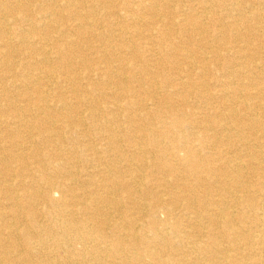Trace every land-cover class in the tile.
Segmentation results:
<instances>
[{
	"label": "rangeland",
	"instance_id": "obj_1",
	"mask_svg": "<svg viewBox=\"0 0 264 264\" xmlns=\"http://www.w3.org/2000/svg\"><path fill=\"white\" fill-rule=\"evenodd\" d=\"M29 1L30 0H26V1L15 0L13 2L12 0H6L4 2L6 7L8 8L5 10L10 14L0 12V17L4 16L1 22H2V26L6 27L3 29H5L7 33L6 35H0V41L1 39L4 40L5 42L8 41L7 43L11 50L12 58L9 61V63L12 64L13 66L10 67L12 69L10 70V72L12 71L17 73V75L15 76L25 73L27 74L30 72L31 74L33 75L35 74L38 77L42 76L39 79L40 80L39 82L41 88L45 92H47V96H48L47 102L48 104H50V107L53 109V107L55 106L54 104L60 105L63 103V101L56 102L58 98L57 96L54 97L55 94L54 90L55 89L64 90L66 84L69 85L71 84L72 86H76L75 83L76 80L84 77L83 73H85L84 72L85 70L79 68L81 65H77L73 73H71V75H68L69 77L68 79L70 80V82H65L64 80L65 74L64 72H62V70L57 71L54 69L53 70L54 75L52 77H48L46 75L45 77H43L44 73L39 66H36V69L33 72L26 67L27 60L24 57L31 56L33 57L31 60L33 59L37 60L38 56L34 55V53H31L30 50H24L23 44H21L22 42H25L26 40L29 41L30 39L42 40V37H44L45 39L47 37V39H51L49 42L52 45L53 42L60 43L61 38H63V36L58 37L56 33L51 31L46 33V30L42 29L39 22L35 20V16L38 15V13L40 12L36 4L38 5L39 1L41 0H37L38 3L37 2L32 3V1L31 2ZM63 1L74 2L75 0H63ZM100 1L103 0H80V2H82L86 7L88 8L92 7V9L95 12L94 15L95 21L101 19L102 9L96 6V3ZM164 1L166 3L167 8L166 9L160 8V13L162 14L165 11H167L170 12V14H168V16L163 15V17L161 18L162 22L156 21L151 26L147 24L148 23L147 14H149V11L145 10L142 7L143 4L148 2V0H128L129 5H125L122 2V0L103 1L104 2L103 8L105 10L109 9L110 11L115 12L118 15V17H116L118 18L116 22L117 27H115L116 32L111 34H107V32H103V36L105 38L101 37L100 39L96 37H92V38L90 37L89 40L87 39L88 43L92 45L103 43L105 44L106 47H108V48L106 47L103 48L100 52H98V55H102L106 63L111 62L108 65H112L114 70L117 67V63L114 62V58H119L120 60H122L120 63L126 65H130L131 59L137 60L139 61V64H141V67H143V69L141 70L137 68L135 70L131 69V73L129 74L123 73L125 76L120 74L122 77L124 76L126 78L125 80H122L120 84H116V82L119 81L118 78L112 79V81L107 84L104 83L103 76L101 75L104 66L95 65L99 63V61L101 60L96 58L95 55L92 54L90 50L89 51L86 50L87 43L84 42V39H82V37L77 36L76 33L74 34L73 31L74 29L73 26H71L72 25L71 22L66 23L68 28L66 29L68 30L69 34H72V36H70L69 39L72 42L75 41L74 43H76L75 50H79L82 57L89 58L91 62L90 66L92 67L96 66L95 68H101L100 70H98L100 71L99 77L97 76V73L94 74L90 73V76L92 77L90 79L91 81L90 80L88 82L86 80L82 81L83 82L82 85L86 83L85 88H87L89 92H90L91 84L92 87L95 89L96 93L94 94L91 93L88 95L89 100H92L93 103L95 102V104L98 105L99 107H105L106 104L103 103L106 102L107 99L110 100L111 95L113 93L114 94L117 93L119 95L123 92L124 89H127V90L137 91L141 95L144 107L148 111H146L147 117L139 119L137 116L134 115L137 114V112L131 106L132 104L131 101H133L132 100L133 98H129V96L128 95L126 96V94L123 95V98L119 100V103L123 106L126 104V107H128L127 106L128 103L130 104V107H128V109L126 108L127 109L126 112L130 115L132 121L128 123L125 121H121V122L119 121L120 122L119 125L123 127L119 129L118 132H115L113 135H111V138L114 140V144L112 145L111 148L112 152L111 151L105 152L102 149L103 145L100 146L97 140L95 141L94 139H89V142L92 143L90 145L92 146L94 145L95 147L91 151L98 152L93 157V154L89 153L90 151L89 152L84 151L85 148L84 146H81V144L80 145L74 144V142H76V139L75 137H72L70 138L69 141H67V143H64L63 145L66 150H70L72 151L71 153H75V154L71 156L70 155L71 153L69 154L60 153L62 155L59 156L61 158L60 163L64 165L63 167L65 169L69 168L70 164H72L71 170L80 173V175L79 176L76 175L77 177L75 176L73 180H67L69 183H73L75 187L79 189L77 192L83 193L84 191V192H88L89 194V192H91L92 190L95 191L100 188L103 190V193L107 198V199L105 198L106 202L108 201L114 202L113 204L116 205L118 211L116 215L120 216V219L116 221L112 220L111 223L113 225L115 224V222H121V220L123 218L125 219L126 216H130L131 219L136 223V224L133 223V226L140 225L141 221H139L138 218H142V216L144 217V215L145 216L151 215L153 214V212L157 219H161V220H164V218L166 219L167 217L164 213L157 211L156 209L150 208V206H152L155 202V197H156L155 193L157 192L158 194H160V197H163L162 198L163 200H169V198L171 199V197L182 198L186 196H190L191 198H194V202H192L193 203L192 205L193 208L195 207L196 209L195 210L193 209L194 212L193 210H190L193 212L191 213V217L196 219L198 215H200L199 224H201L200 228L198 226L199 230L196 229L197 231L195 234L199 235L200 240H202V242L205 244L207 242L209 243L210 241L200 236L203 233H206L208 231V228H206L205 227L206 225L203 224L204 214L201 213V208L199 209L198 203L202 201L207 202L212 198L214 200H217L218 197L216 195H219L221 197L224 196L222 194L221 195L215 194L216 193L215 191L218 188L217 181L222 180L223 177L222 170L226 171L227 175L225 176H229L232 179L235 176L234 174H230V172H227V170L223 169L225 165L222 162L227 160L228 156L232 158L234 157V159H236L235 155L237 154L243 156L246 154L253 153L255 155H258L261 153L260 155L257 156V160H253V159L249 160L251 162V163L249 162L250 165L254 166L253 168L256 169L257 166H255V164L258 161L261 162V160H264V132L259 131V126H258L259 124H255L253 129H249V127H246V125H241L245 123V121H247L248 118L254 119V121H256L257 123L264 121V93L257 95V97H253L256 90L264 87V84H258L257 82L253 81L254 78L252 77L246 78L244 76V69L246 68L253 69V66H256V68L254 67V71H253L255 72L254 75L255 77L257 76L256 73L257 74L264 73V69H261V66L264 65V0H206L207 3L206 5H204L206 7L205 10L202 9L203 5L200 2L202 0H178V1L164 0ZM177 7L183 8V13L181 15L178 13L176 14L175 11ZM23 11H26L27 16H29L28 22L24 20L22 21L21 13ZM1 13H3V15H1ZM255 13H259L261 17L256 18ZM239 14L241 15V17ZM194 15H196L199 19L195 20L193 18ZM12 20H14V22ZM52 20L54 21V19ZM92 20L94 21V19L93 18L91 19V17L84 18V21L88 26L87 29L89 30V32L95 34L97 27L93 26L92 23H94L95 21L93 22ZM44 21H47V19H45ZM165 21L168 22L169 24L166 23ZM130 22L133 25L129 26ZM194 22H200L201 26L195 25ZM227 24H234V29L236 30L235 34H237L241 39L240 38L234 39L233 33L231 31L230 32L228 31ZM27 25H32L33 27H35V32H34L35 34L29 35L32 38L30 37L28 38V36H26L27 32H24L25 34L21 32V29H26ZM56 25L60 28H63L61 24L59 25V23L54 21L52 23V26L58 28ZM14 28L16 30L20 29V33L18 35H16L15 33L16 30L15 32L11 31ZM102 30L103 29L101 28L99 31ZM132 30H135V32L136 30L142 32V36H144V38H142L141 35H135ZM63 35L64 37L66 36L65 34ZM120 36H123L122 37L123 40L120 39ZM200 36H202L203 38ZM122 42L126 43L129 49H127L126 47L125 48L122 47L123 44ZM140 42H142L143 44H147L148 46L147 52L146 51L143 52L142 49L138 48ZM161 45H163L164 47H162ZM127 50H129V52L131 51L132 52L129 54L127 53ZM193 51L195 52L193 53ZM254 51H256V54L253 55ZM239 56H245L247 59L245 61H242L243 65L241 66H238V64L235 63L236 61L234 60L235 57H239ZM261 57H263V59ZM53 58H54V54H51L49 56V59L52 60ZM0 60H1L0 86L6 85L5 90L0 89V112H1L0 122L7 121L8 119L7 115H9V113L7 112L12 110L13 107L14 110L17 112V114H21L26 117L27 115H25L22 108V105L24 104V99L19 95V93L22 91L21 93L27 92L29 94H32L33 89H31L30 87L28 88L27 87L23 88L22 86L19 87L20 83L15 81L14 82L12 81L13 84L11 85L13 86L11 87L9 83L6 84L5 82H3L6 80H3L2 78H5V76L8 75V73L6 70L7 66L4 68L1 65V62L6 59L0 57ZM232 60H234L235 62H232ZM89 67H87V69ZM74 78L75 81L73 80ZM149 92L153 94L148 95ZM198 94H200L201 96L208 95L209 97H207V100L205 102L200 101ZM212 94L216 95V97H214ZM236 94H238L241 98L238 100L233 98V96H235ZM63 99L64 101L66 100L68 103L72 101L70 96L69 97L63 96ZM161 100H163V103L160 105L159 103H161ZM154 103L155 105H153ZM243 104H247L248 107L247 108L242 107ZM223 106H227V107L231 106L232 109H238V113L236 117L234 118L228 117L226 115L227 112H225L226 107L224 108ZM86 108L87 107L83 105L84 110L81 112L82 114L84 113L82 115L83 117L85 116L87 117L89 114V111ZM68 110L69 109L62 111L61 114L65 113L66 115L73 117V113L72 114L69 113ZM213 113L221 114L219 122L225 125L226 127L228 126L227 128L229 131L227 133V136L229 135L231 139L229 140V142L224 141L226 145L222 147L219 146V144L215 145V147L213 146V142H216L221 139H226V137H223L222 133L220 134L216 130L214 125L216 119L211 118L212 117L211 115ZM54 114L56 116L57 114H59V112L57 110H54ZM164 114L166 115L164 116ZM245 116L248 118H246ZM103 118L105 117L104 116L100 117L98 123L97 122L91 123L88 120V122H86V124L83 125L82 129H84L86 132H90L94 127L103 126V129L106 130L107 127H110L111 122L108 119L106 118L103 119ZM104 120H106L107 122L105 123ZM177 120L178 121L182 120V122H180L181 126L179 128L180 134L179 133L173 134L171 133V131L175 129L177 125L176 124L173 125L172 122L173 121L175 122ZM201 121H203V123ZM26 122L29 123L28 121ZM30 124H33V122H30ZM234 124H237V126H235ZM233 125L234 127L238 128V131L235 132L234 134L230 132V129ZM208 127L213 128L214 132H210V131L204 132V129ZM1 128L2 126L0 127V129ZM100 131H101L99 134L100 136L108 134V133L106 134V132H103L102 130ZM151 131L156 133V135L154 134L155 135L154 139L160 144L155 142L153 139H151L153 138L151 137L153 136L150 133ZM166 131L169 132L170 134L166 135L164 139H161V137L157 135L160 132L163 133ZM31 132H32L31 136L33 139L31 140L28 139V143L26 142L25 135L24 136L22 135L21 138L13 135L11 139H4V141L1 143L3 145H0V148L2 147V149H4L7 146L8 148V149L6 148L7 150L11 149L8 147L10 141H14L19 144L21 143L22 145H24V147L25 145L30 146L28 150H24L23 155L25 158H23V160L13 161L10 165L13 167H18L19 164L32 166L33 163H35V158L32 156L31 151H33L34 149L35 152L42 154L41 159L45 167L49 168L51 166L52 170L58 172V169L55 166L56 163L55 159L57 158H55L53 155V153H55V151L53 150L55 148L54 144L57 143V141L53 143H45L43 140L37 137L36 130H31ZM205 133L209 137H211L214 134V137L209 139L204 138ZM240 133L243 134V137L241 136V138L244 139L243 141L249 147L248 152L240 151L239 153H237L238 152V147L236 146L238 140L237 137L240 136ZM128 137L137 138L139 145L143 143L139 147L142 153L137 152L136 146L133 145L131 141H129L130 139H128ZM258 140L261 141L260 145H258ZM158 145L167 149L168 151H166V153L168 155L169 152L173 155L172 161L169 162L170 167L167 165H160L161 162L163 163V161L159 162V159H157L156 157V153H157L156 146ZM186 145L188 146V149L191 150V152H193L194 154L197 153L198 155L201 156V157L199 156L200 159L203 160V162L200 163L201 167H197V169H194L195 172L200 173V174L198 173L200 175L198 177L202 179L198 184L199 187H196L197 183H195L194 180V178L197 176L195 174L191 176V174H189L187 169L185 168V164L183 163L184 156L186 155V153L183 150H186ZM171 150H173L174 152ZM8 152L5 153L8 154ZM223 152L225 153V155H223ZM47 153L53 156L51 159V163H47V161L45 160V155ZM116 153L121 155L119 160L113 158V156ZM246 160L248 159L242 158L241 162L247 163ZM9 163L10 162H8L6 166H8ZM246 163L244 164L247 166ZM232 164L233 163H230L229 165L231 166ZM244 164H241V166L244 167L245 166ZM122 165L125 166L126 168L129 167L128 169L131 170L132 176H136L137 178L136 183L138 182V184L136 183L134 184V189L137 188L135 189L137 192H135V194L133 195L129 194L130 191L127 192L126 190L121 189V183H122L121 177H123ZM3 167L4 169L8 168L5 167L4 163L2 164L0 163V179H3L6 174V170H4ZM259 171L256 172V174L259 173ZM85 172L90 174V179H92L93 186L91 185L87 186L88 184L85 185V187L84 185L82 186V183L86 180L85 177H82V175ZM35 178L36 179L38 178V173H35ZM243 180L244 179H242V181ZM244 181H246V183H250L248 186L254 185V187L257 189L256 193H253L254 189H252L247 194L251 196V198L253 197L252 199L255 200L254 202L255 205L256 204L258 205V202L262 201V199L264 200L263 192L261 190L262 187L261 188L256 187L259 186V184L257 185L259 180H257L256 177L254 176L252 178L245 179ZM38 182H39V186H41V181L38 180ZM37 185L38 184H34V186ZM77 185L79 186L81 185V186L77 187ZM39 186L37 190H39L40 188ZM228 186L230 187V189L238 187V185L234 183H230ZM241 190L242 189H238L239 192L237 193V195L238 196L242 195V197H244V193ZM213 194H215V196ZM59 195L60 194L57 191H53L50 194L51 198H53L54 200L58 199ZM5 198L6 197L0 193V213L1 212L4 213L5 211L8 212V208L6 207L7 205H9L8 204L9 201H6ZM47 198L48 196L43 193L42 196H39L34 199L35 200L34 203H31L34 204L40 224H46L45 213L46 211H49V209L46 210L45 208L46 205L44 203L46 202ZM226 198L224 199V201H226V205L227 207H229L228 210L234 213L236 211V207L235 206L233 207L232 204L229 203V201L227 203ZM130 201L131 204L128 203ZM187 201L191 202V200H187ZM17 202L20 204H18ZM142 202H144V204ZM16 203L19 205L18 211L22 212L23 215L22 217L25 218L23 223L19 222L17 224V227L19 229L18 231H20L23 225L24 226L31 225L30 216L28 214V204H26L24 199L22 200L21 197H18V199H16ZM27 203L30 202L28 201ZM136 203L137 204L140 203L141 206L137 208ZM177 204L178 201L174 205L176 208V212L174 215H177L178 213L181 212L179 207H177ZM179 204H181V202H179ZM141 207L142 209H140ZM88 213H90L91 215H95L96 219L99 218L98 214L100 212L98 211L89 210ZM245 216L247 217L250 216L251 217L250 219L255 218V222L253 223V225L251 224L250 226L252 230L249 231L250 235L251 234L253 235V236L251 235V237L254 242L248 241L249 244L247 243V245H245L244 242L239 241L240 242L239 245L243 249H247L245 255L249 256V258H263L264 248L262 250V255H260L258 251L261 248L257 243L259 231L255 229V226H261V224L264 223V220L261 219L262 210L258 206V208L255 209L253 208V210H251L250 213L248 212V214H246ZM170 218H172V216ZM5 221L6 220H0V259H2L0 260V264H44L43 261H45V259L49 260V262L52 261V264H58V263L66 264L70 260V258L86 259L89 257L95 258L97 256V254L92 252L90 249H87L84 252L80 253L81 246L79 244H74V243L71 248L67 249L64 246L60 248L59 247L54 248L49 242L35 243L34 239L29 240L27 239L28 237L22 238V236L21 237L19 236L18 239H16L17 241L11 240V238H9L10 236L8 233L9 229H5L3 227L8 223L7 222L5 224ZM38 234H39L38 237L43 236V233L39 232ZM19 235H21V232H19ZM28 242L34 245L33 247L35 251L39 250L40 252L34 253V251L32 252H30V250L28 251L27 249ZM185 242L187 241L186 240L183 241L185 248L191 254L188 255V258H203L204 255L207 258L211 257V255L206 251L194 252L193 251L194 247L192 245L186 246ZM183 243L181 248L184 247ZM35 244L39 246L37 245L35 246ZM215 246H217L216 247L217 250H219V248L227 252L229 250L228 246L225 243H222L220 246L216 244ZM38 247L40 249H38ZM49 248H51V250ZM137 249L138 247L135 244L133 245V248H131V250L133 251H136ZM238 251L236 252L229 251L228 254L231 256L234 255V257L236 256L239 258L238 255H235V253L240 252ZM77 252H79L80 254H77ZM24 260L25 262H23Z\"/></svg>",
	"mask_w": 264,
	"mask_h": 264
},
{
	"label": "bare ground",
	"instance_id": "obj_2",
	"mask_svg": "<svg viewBox=\"0 0 264 264\" xmlns=\"http://www.w3.org/2000/svg\"><path fill=\"white\" fill-rule=\"evenodd\" d=\"M5 1L6 0H0V12L9 13L5 10V9H8L4 3ZM12 1L14 2L15 0H12ZM24 1H26V0H24ZM31 1H32V3L37 2V0H30L29 2H31ZM103 1L96 3V6L99 7L100 9H102L101 10L102 11L101 12V19L96 20V21L94 18L95 12L92 9V7H89V8L86 7L82 2H80V0H75L74 2H68V1H63V0H57V1H55V0H43L42 1L41 0V1H39L38 5L36 4V6L38 7V10H40V12L38 13V15L35 16V20L37 22H39V24L41 25V28L46 30V33L51 31V32L56 33L58 37L63 36V38H61L60 43H54L53 42L52 45L49 42L51 39H47V37H46V39L44 37H42V40L41 39H37V40L36 39H30L29 41L26 40L25 41L26 43L22 42L21 44H23L24 50H30L31 53H34V55L38 56L37 60H34V59L31 60L33 58L31 56L30 57H24L27 60L26 61L24 59L26 61V67L28 69H30V71L33 72V71H35L36 66H39L44 73L43 77H45V75L48 77H52L54 75L53 74L54 69L57 71L62 70V72H64V74H65L64 75L65 82H70V80L68 79L69 78L68 75H71V73H73V71L76 69L77 65H81L79 68H82V70H85L84 71L85 73H83L84 77L76 80V82H75L76 86H72L71 84L70 85L66 84L64 90H62V89L61 90L60 89L54 90V93H55L54 97L57 96V98H58L56 102L63 101V103L60 105L54 104L55 106L53 107V109L50 107V104H48V102H47V99H48L47 92H45L41 88L39 79L42 76L38 77L35 74L34 75L31 74V72L27 73V74L25 73V74H20L18 76H15V75H17V73L12 72V71L10 72V70H12L10 67L13 66L12 64L9 63V61L12 58L11 50L8 46V43H7L8 41L5 42L2 39L0 41V57L6 59V60L1 62V65L4 68L7 66L6 70L8 73V75H6L5 78H2L3 80H6L3 82H5L6 84L9 83L10 87H11V86H13V85H11V84H13L12 81L13 82L15 81V82L20 83L19 87H21V86L23 88L30 87L31 89H33L32 94H29L27 92L21 93L22 91L19 93V95L21 97H23V99H24V104L22 105V108H23V112L25 113V115H27L26 116L27 119L25 116H23L21 114H17V112L14 110V107H13L12 110L7 112V113H9V115H7L8 116L7 121L0 122V127L2 126V128L0 129V145H3L1 143L4 141V139H11L13 135L20 137V138L22 135L23 136L25 135L26 136L25 137L26 142L28 143V139L29 140L33 139L31 136V133H32L31 130H36L37 131V134H36L37 137L40 138L41 140H43L45 143H53V142L57 141V143L54 144L55 148L53 150L55 151V153H53V155L55 158H57V159H55L56 160L55 166L58 169V172L52 170L51 166L49 168L45 167L44 164L42 163V159H41L42 154L35 152L34 149H33V151H31L32 156L35 158V163H33V165L31 162L32 166L20 165V164L18 167L11 166L10 164L13 161H17V160L20 161V160H23V158H25L23 155L24 150H28L30 147L29 145L28 146L25 145V147H24V145H22L21 143L19 144V143H16L14 141H10L8 147L11 149L7 150L8 149L7 146H6L7 149L6 148L2 149V147L0 148V163L1 164L4 163L5 167H8L5 169L3 167V169L6 170V174H5V177L3 179H0V193L6 197L5 198L6 201H9V203H8L9 205H7V207H6V208H8V212H6V211H5L6 213L1 212L0 213V220H6L5 224L8 222L6 225L3 226L5 229H9L8 233H9L10 237L9 236L8 237L11 238V240H16V239H18L19 236L20 237L22 236V238L28 237L27 239H29V240L34 239L35 243H37V242H49L52 245V247H54V248H57V247L60 248V247L64 246L68 249V248H71L73 243H74V244H79L81 246L80 253L84 252L87 249H90L92 252L97 254V256L95 258H91V257L86 258V259L85 258H81V259L70 258V260L66 264H264V257L263 258H249V256L245 255L247 249H243L239 245L240 244L239 241L244 242L245 245H247L248 241H253L252 237H251L252 234L250 235L249 231L252 230L250 226H251V224L253 225V223L255 222V218L250 219L251 218L250 216L247 217L245 215L248 214V212L250 213V211L253 210V208L255 209V208H258V206H259V208L262 210V218L261 219L264 220V200L262 199V201L258 202V205L257 204L255 205V203H254L255 200H253L252 199L253 197L251 198V196H249L247 193L250 192V190H252V189H254L253 193H256L257 189L254 187V185L248 186L250 183H246V181H244L245 179L252 178L255 176L256 179L259 180V182L257 183V185L259 184V186H256V187L257 188L262 187L261 190L263 192V197H264V160H261V162L258 161L255 164V166H257L256 169L253 168L254 166L250 165L251 162L249 161L252 159L257 160V156L260 155L261 153L258 155H255L253 153L252 154H246L243 156H240L237 154V155H235L236 159H234V157L232 158V157L228 156V159L225 160L224 162H222L225 165V167H223V169L227 170V172H230V174H234L235 176L233 177V179L230 178L229 176H225V175H227L226 171L222 170L223 171V177H222V180L217 181L218 188L215 191L216 192L215 194H220V195L222 194L224 196L221 197L219 195H216L218 197L217 200H214L212 198L209 201L206 200L207 202L202 201V202L198 203L199 209L201 208V213L204 214L203 215V217H204V219H203L204 223L203 224H205L206 226L205 225L204 226L206 228H208V231L206 233H203L200 237H202V238L204 237L208 241H210L209 243L207 242L208 244L207 243L204 244L202 242V240H200L199 235L195 234L197 231L196 229H198V226L200 228V225H201V224H199V216L200 215H198V217L196 216L197 217L196 219L191 217V213H193L196 208L195 207L193 208L192 202H194V198H191L190 196H186V197H182V198L181 197H171V199L169 198V200H163L162 199L163 197H160V194H158V192H157V193H155L156 194L155 202L152 206H150V208L156 209L157 211L164 213L167 217L166 219L165 218H164V220L157 219L154 215V212L152 211L153 214L146 215V216L144 215V217L142 216V218H138V220L141 221L140 225H134L133 226V223H135V222L131 219L130 216H126L125 219L123 218L121 220V222H115V224L113 225L111 223V221L112 220L116 221V220L120 219V216L116 215L118 211H117L116 205L113 204L114 202H110V201L106 202V200H105L106 197H105V194L103 193L102 189L99 188L95 191L92 190L91 192H89V194H88V192H84V191H83V193H80V192H77L79 189L76 188L73 183H69L67 181V180H73V178L76 175L79 176L80 173L74 172L71 170L72 164H70L69 168L65 169L63 167L64 165H62L60 163V161H61V158L59 157L61 155L60 153H62V154L68 153L69 154L72 152L70 150H66L63 144L67 143V141H69L70 138L75 137L76 142H74V144H79V145L81 144V146L85 147L84 151H87V152L90 151L89 153H92L93 157H94V155L97 154L98 152H95V151L92 152L91 151L95 147H94V145L93 146L90 145L92 143L89 142V139H94L95 141L97 140L99 142L100 146L103 145L102 149L105 152H109V151L112 152L111 148H112V145L114 144V140L111 138V135H113L115 132H118V130L123 127V126L121 127L119 125V123L121 121H125L127 123L132 121L130 118V115L126 112L128 107H130V104L128 103L127 104L128 107H126V104L123 106L119 103V100L121 98H123V95L126 94V96L127 95L129 96V98H133L132 99L133 101H131V103H132L131 106L137 112V114H134L135 116H137L139 119L147 117L146 111H148V110H146V108L144 107L141 95L137 91L124 89L123 92L119 95L117 93L116 94L113 93L111 95L110 100L107 99L106 102L103 103V104H106L105 107H99L98 105L95 104V102L93 103L92 100H89V97H88L89 94L96 93L95 89L92 87V84L90 85V92L87 90V88H85L86 83L84 85H82L83 80H86L88 82L92 78L90 76V73L91 74L97 73V76L99 77L100 71H98V70H100L101 68H95L98 65L104 66V69H103V72L101 73V75L103 76V80H104L105 84L111 82L112 79H116V78L119 79V81L116 82V84H120L122 82V80L126 79L124 77L125 76L124 74L131 73V69L132 70H135L136 68L139 70L143 69V67H141V64H139V61H137V60L131 59L130 65H126V64L120 63L122 60H120L119 58H114V62L117 63V67L114 70L112 65H108L111 62L106 63L103 56L98 55V52H100L103 48L106 47L105 44L102 43V44L92 45V44L88 43V40L90 37L91 38L96 37V38L100 39L101 37H104L103 32H107V34H111V33L116 32L115 27H117L116 22L118 19L116 17H118V15H117V13L112 12L109 9L105 10L103 8V3H104ZM175 1H178V0H175ZM122 2L125 5H129L128 0H122ZM200 2L203 5L202 9L205 10L206 7L204 5H206L207 1L202 0ZM28 4H30V3H28ZM18 5H20V4H18ZM142 7L145 10L149 11V14H147V19H148L147 24L150 26L152 24H154L156 21L160 22L163 15L168 16V14H170V12H167V11H165L162 14L160 13V8H163V9L167 8L164 0H148V2L143 4ZM258 9H259V7H258ZM175 12H176V14L178 13L181 15L183 13V8L177 7ZM173 14H174V12H173ZM1 15H3V13H1ZM21 15H22L21 16L22 21L24 20V21L28 22L29 16H27L26 11H23L21 13ZM85 17H87V18L91 17V19L92 18L94 19L95 22L92 20L94 22L92 24L94 27H97L95 34H93L92 32H89V30L87 29L88 26L86 25V22L84 21ZM240 17H241V15H240ZM255 17L260 18L261 16L259 15V13H255ZM3 18H4V16L0 17V35H6L7 34L6 30L3 29L6 27L2 26L1 20H3ZM51 18L54 19V21H56L57 23H59V25L61 24L63 28H60L57 25L56 26L58 28L53 27L52 23L54 21ZM193 18L195 20L199 19L196 15H194ZM213 18H215V17H213ZM45 19H47V21H44ZM133 20H135V19H133ZM12 21L14 22V20H12ZM166 21H168V20H166ZM67 22H71V24H72L71 26H73V29H74L73 30L74 34L76 33L77 36L82 37V39H84V42L87 43L86 50H88V51L90 50L91 53L94 54L96 58L101 60V61L98 60L99 63L95 64L96 66H94V67L90 66L91 62H90L89 58L82 57L80 51L75 50L76 49V43H74L75 41L72 42L69 39L70 36H72V34H69V32L67 30L68 29L67 25H66ZM212 22H213V20H212ZM166 23H168V22H166ZM194 23L197 26H201L200 22H194ZM168 24H166V25H168ZM130 25H133V24H131V22H130L129 26ZM216 26H217V24H216ZM26 27H27L26 29H21V32H23V33L27 32L26 36H28V38H29L30 37L29 35L35 34L34 33L35 27H33L32 25H27ZM218 27H219V25H218ZM221 27H222V25H221ZM101 28L103 30L99 31ZM227 28H228L229 32L231 31L233 33L234 39L240 38L237 34H235L236 30L234 29V24H227ZM15 30L16 29L14 28L11 31L15 32ZM238 30H239V28H238ZM132 31L135 35H141L142 36V32H139L138 30H136V32H135V30H132ZM15 33H16V35H18L20 33V29L19 30L17 29ZM23 33H22V35H23ZM63 34H65L66 36L64 37ZM122 37L123 36H120V39H122ZM200 37H202V36H200ZM30 38H32V37H30ZM142 38H144V36H142ZM122 43H123L122 47H124V48L126 47L127 49H129L128 45L126 43H124V42H122ZM161 46L164 47L163 45H161ZM191 46H192V44H191ZM106 48H108V47H106ZM138 48L142 49L143 52L144 51L147 52L148 46H147V44H143L142 42H140L138 45ZM131 52H129V50H127V53L130 54ZM194 52L195 51H193V53ZM51 54H54V58L52 60L49 59V56ZM254 54H256V51L253 52V55ZM261 58L263 59V57H261ZM240 59H241V62H240ZM29 60H31V61H29ZM234 60H232V62H235L238 64V66H241V65H243L242 61H245L247 59L245 56H239V57H235ZM194 63H196V62H194ZM104 64H106V65H104ZM87 67H89V68L87 69ZM254 67L256 68V66H253V69L252 68L251 69L250 68L244 69V76L246 78H248V77L254 78L253 81L257 82L258 84H264V73H259V74L256 73L257 76L255 77L254 76L255 72H253ZM177 68H178V66H177ZM261 69H264V65L261 66ZM203 73H206V72H203ZM120 74L124 75V76L122 77ZM76 79H77V77H76ZM73 80L75 81V78ZM0 89L5 90L6 85L5 86L1 85ZM263 93H264V87L256 90L253 97H257V95L263 94ZM150 94H153V93L149 92L148 95H150ZM212 95L214 97H216L217 93H216V95H214V94H212ZM63 96H68V97L70 96L72 101H70L69 103L66 100L64 101ZM198 97H199L200 101L205 102L207 100V97H209V96L208 95L207 96H201L200 94H198ZM226 97H227V95H226ZM218 98H219V96H218ZM233 98L238 100L241 97L238 94H236L235 96H233ZM162 103H163V100H161V103H159V104L161 105ZM83 105H85L87 107L86 109L89 111V114L87 117L82 116L84 114V113L83 114L81 113L84 110ZM153 105H155V103ZM223 107L224 108L226 107L225 112H227L226 115L228 117H233V118L236 117V115L238 113V109H232L231 106H228V107L223 106ZM242 107L247 108L248 105L243 104ZM67 109H69L68 110L69 113H71V114L73 113V117L68 116L65 113L61 114L62 111H65ZM54 110H57L59 112V114H57L55 116ZM259 110H261V109H259ZM114 111H116V112H114ZM14 112H16V113H14ZM0 114H1V112H0ZM165 115L166 114H164V116ZM102 116H104L106 119H108L112 124V125L110 124V127H107L106 130L103 129V126L102 127H94L90 132H86L84 129H82L83 125H85L86 122H88V120L91 123H96V122L98 123L99 118ZM211 116H212L211 117L212 119H216V121L214 120L215 121L214 125H215L217 132H219L220 134L222 133L223 137H226V139H221V140H218L216 142H213V146L215 147V145H218V144L221 147L225 146L226 144L224 143V141L229 142V140L231 139L229 137V135L227 136V133L229 131L227 128L228 126L226 127L225 125H223L219 122L221 114L213 113ZM54 117H55V120H54ZM64 118H66V119H64ZM105 118H103V119H105ZM246 118H248V117H246ZM153 119H154V117H153ZM186 120H188V119H186ZM26 121H28L29 123H27ZM30 122H33V124H30ZM58 122H60V123H58ZM104 122L106 123L107 121L104 120ZM180 122H182V120L181 121L177 120L175 122L174 121L172 122L173 125L176 124L177 126L175 127V129H173L171 131V133L178 134L180 132L179 131V128L181 126ZM201 122L203 123V121H201ZM255 124H259L258 125L259 131L264 132V121L257 123L256 121H254V119L248 118L247 121H245V123H243L241 125H246V127H249V129H253ZM234 125L237 126V124H234ZM234 125L230 129V132L233 134L238 131V128L234 127ZM152 126H154V125H152ZM100 130H102L103 132H106V134L107 133L108 134L100 136L99 135L101 132ZM209 131L214 132L213 128H211V127L204 129V132H209ZM150 133L153 135V136L150 135L151 137H153L151 139H153L155 142H157L154 139L156 133L152 132V131ZM89 134H91V135H89ZM169 134L170 133L166 131L163 133L160 132L157 135H159V137H161V139H164L165 136L169 135ZM90 136H92V137H90ZM241 136L243 137V134L240 133V136L237 137L238 138L237 145H236L238 147L237 153H239L240 151L248 152V150H249V147L243 141L244 139H242ZM213 137H214V134L211 137H209L206 133L204 135V138H207V139L213 138ZM128 139H130L129 141H131L132 144L136 146L137 152L142 153V151L139 147L143 143H141L139 145L137 138L128 137ZM145 139H143V140H145ZM157 143H159V142H157ZM260 144H261V141L258 140V145H260ZM3 147H5V146H3ZM156 148H157L156 149L157 159H159V162L163 161V163L161 162L160 165H167L170 167L169 162L172 161L173 155L170 152L168 155L166 153V151H168V150L162 146L158 145V146H156ZM193 148H195V147H193ZM104 151H102V152H104ZM171 151H173V150H171ZM183 151L186 153V155L184 156V160H183V163L185 164V168L187 169L188 173L191 174V176H193L194 174L197 176L194 178V180H195V183H197L196 187H199L198 184L200 183V180H202V179L198 177V176H200L199 175L200 173L198 172L199 173L198 174L197 172L194 171V169H197V167H201L200 163H202L203 160L200 159V157H201L200 155H198L197 153L194 154L193 152H191V150L188 149L187 145H186V150H183ZM5 152H8V154H6ZM259 152H260V150H259ZM11 153H13V154H11ZM124 153H126V152H124ZM257 153H258V151H257ZM74 154L75 153H71L70 155L72 156ZM223 155H225L224 152H223ZM120 156L121 155L116 153L113 156V158L116 160H119ZM135 156H136V154H135ZM52 157L53 156L49 155L48 153L45 155V160L47 161V163H51ZM242 158L248 159V160H246L247 163L244 162L247 164L248 167L244 163L241 162ZM259 159H261V158H259ZM92 161H95V160H92ZM8 162H10V163L8 166H6V164ZM194 163H195V165H194ZM230 163H233V164L230 166L229 165ZM241 164H244L245 166L242 167ZM83 167H84V165H83ZM128 168L123 166V174H122L123 177H121V180H122L121 189L126 190L127 192L130 191L129 194L133 195V194H135V192H137L135 190L137 188L134 189V184L136 183L137 178H136V176H132V172ZM131 168H132V166H131ZM88 170H89V168H88ZM258 171H259V173L256 174V172H258ZM35 173H38L37 179L35 178ZM82 177H85V179H86L82 183V186L84 185V187H85V185H87V184H88L87 186H89V185L93 186V182H92V179H90L89 173L85 172L82 175ZM242 179H244V180L242 181ZM38 180L41 181V186H39ZM99 183H101V182H99ZM230 183L237 184L238 187L230 189V187L228 186ZM34 184H38V185L34 186ZM78 184H80V183H78ZM136 184H138V182ZM38 186L40 187L39 190H37ZM78 186L79 185H77V187ZM156 188H158V187H156ZM189 188H190V186H189ZM238 189H242L241 191L244 193V197H242V195L241 196L237 195V193L239 192ZM53 191H57L60 194L58 196V199L54 200L53 198H51L50 194ZM106 192H108V191H106ZM43 193L48 196V198L46 199V202L44 203L46 205L45 206L46 210L49 209V211H46V213H45L46 224H40V222L38 220V215L36 214L37 211L35 210L34 204H31V203L35 202V200H34L35 198L42 196ZM198 194H199V192H198ZM215 194H213V195L215 196ZM201 196H203V195H201ZM18 197H21L22 200L24 199L26 204H28V214L30 216V224H31L28 226L23 225V227L20 231H18L19 229L17 227V224L19 222L23 223L25 218L22 217L23 216L22 212L18 211L19 210L18 204H20L18 202H17L18 204L16 203V199H18ZM226 197H228V198H226ZM225 198L227 199V203L229 201V203H231L233 207L234 206L236 207V211L234 213L232 211L228 210L229 207H227L226 201H224ZM115 199H117V198H115ZM176 199H178V200H176ZM201 199H202V197H201ZM119 200H120V198H119ZM187 200H191V202H188ZM28 201L30 203H27ZM177 201H178L177 207H179L181 212L178 213L177 215H174L176 212V208L174 205ZM183 201H185V202H183ZM179 202H181V204H179ZM128 203L131 204V201ZM132 203H133V201H132ZM142 203L144 204V202H142ZM136 205H137V208H139L141 206L140 203H138V204L136 203ZM146 205H144V206H146ZM140 209H142V207ZM52 210H54V211H52ZM89 210L100 212L98 214L99 215V218H97L98 220L96 219L95 215H91L90 213H88ZM190 210H193V212ZM138 211H139V209H138ZM171 216H172V218H170ZM16 221H18V222H16ZM246 225H248V226H246ZM258 225H260V224H258ZM255 229H257V231H259L257 243L259 244V247L261 249L258 252L260 255H262V250L264 248V223H262L261 226H255ZM19 232H21V235H19ZM39 232L43 233V236L38 237ZM198 232H200V231H198ZM184 240L187 241V242H185L186 246L192 245L194 247L193 248L194 252L195 251H198V252L206 251L207 253H209L211 255V257L207 258L204 255L203 258H188V255L190 254V252L188 250H186L185 245L183 243ZM182 243L184 245L183 248H181ZM214 243H216L218 246H220L222 243H225L228 246V249H229L228 252L229 251L236 252L239 250L240 251V252L238 251L239 253H235V255H238L239 258L236 256L234 257V255H232V256L229 255L227 251L221 250L220 248H219V250H217V248H216L217 246H215L216 244H214ZM134 244L138 247V249L136 251L131 250V248H133ZM209 244H211V245H209ZM36 245L37 244H35V246ZM33 246L34 245L32 243L28 242V245H27L28 248L27 247L26 248L28 249V251L30 250V252H32V251H34V253L40 252L39 250L35 251ZM37 246H39V245H37ZM20 247H22V246H20ZM38 249H40V248L38 247ZM49 249L51 250V248H49ZM241 249H243V250H241ZM80 253L77 252V254H80ZM79 256H81V255H79ZM0 260H2V259H0ZM23 262H25V260ZM43 262H44V264H52V261L49 262V260H46V259ZM55 263H57V262H55ZM61 264H65V263H61Z\"/></svg>",
	"mask_w": 264,
	"mask_h": 264
}]
</instances>
